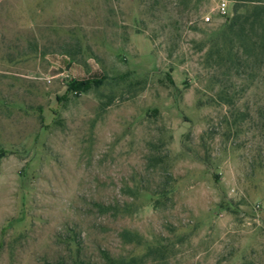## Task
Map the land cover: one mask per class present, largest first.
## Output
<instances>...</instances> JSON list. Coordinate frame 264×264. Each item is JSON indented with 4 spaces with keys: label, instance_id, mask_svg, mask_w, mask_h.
I'll return each mask as SVG.
<instances>
[{
    "label": "rangeland",
    "instance_id": "1",
    "mask_svg": "<svg viewBox=\"0 0 264 264\" xmlns=\"http://www.w3.org/2000/svg\"><path fill=\"white\" fill-rule=\"evenodd\" d=\"M220 1L0 2V264H264V70L220 61Z\"/></svg>",
    "mask_w": 264,
    "mask_h": 264
},
{
    "label": "trees",
    "instance_id": "2",
    "mask_svg": "<svg viewBox=\"0 0 264 264\" xmlns=\"http://www.w3.org/2000/svg\"><path fill=\"white\" fill-rule=\"evenodd\" d=\"M244 0H236L233 11L236 13L228 25L222 31V40L225 50L220 61L224 63L239 62L238 51H242L244 56V65L255 64L264 70V4H256L251 10L240 15L238 12V3ZM236 48L234 53L233 49ZM242 56V59H243ZM93 80L73 81L69 83L67 90L77 93L87 92L93 87ZM170 84L173 82L170 80ZM222 99H227L226 93L219 94ZM104 212L118 211L117 206L99 205ZM114 213V212H113ZM125 237H130L127 231L123 232ZM102 264H141V258L130 257H112L106 251H102ZM99 264V263H96Z\"/></svg>",
    "mask_w": 264,
    "mask_h": 264
},
{
    "label": "built area",
    "instance_id": "3",
    "mask_svg": "<svg viewBox=\"0 0 264 264\" xmlns=\"http://www.w3.org/2000/svg\"><path fill=\"white\" fill-rule=\"evenodd\" d=\"M217 10L221 15H226L228 14V2L226 0H221L219 2V4L217 5ZM206 21L209 20V17L205 18ZM51 77L47 78V81L50 82L51 81ZM72 93L74 94H78L76 91H72Z\"/></svg>",
    "mask_w": 264,
    "mask_h": 264
},
{
    "label": "crops",
    "instance_id": "4",
    "mask_svg": "<svg viewBox=\"0 0 264 264\" xmlns=\"http://www.w3.org/2000/svg\"><path fill=\"white\" fill-rule=\"evenodd\" d=\"M2 0H0V2H1Z\"/></svg>",
    "mask_w": 264,
    "mask_h": 264
}]
</instances>
